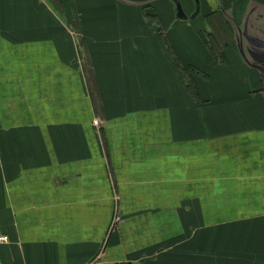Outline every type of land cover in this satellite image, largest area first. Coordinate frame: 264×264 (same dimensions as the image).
<instances>
[{
  "label": "crops",
  "instance_id": "1",
  "mask_svg": "<svg viewBox=\"0 0 264 264\" xmlns=\"http://www.w3.org/2000/svg\"><path fill=\"white\" fill-rule=\"evenodd\" d=\"M0 264H264V0H0Z\"/></svg>",
  "mask_w": 264,
  "mask_h": 264
},
{
  "label": "built area",
  "instance_id": "2",
  "mask_svg": "<svg viewBox=\"0 0 264 264\" xmlns=\"http://www.w3.org/2000/svg\"><path fill=\"white\" fill-rule=\"evenodd\" d=\"M8 242H9L8 236L0 232V244L8 243Z\"/></svg>",
  "mask_w": 264,
  "mask_h": 264
}]
</instances>
